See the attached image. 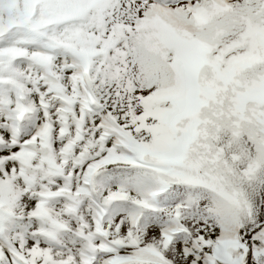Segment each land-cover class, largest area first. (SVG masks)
<instances>
[{
	"label": "snow or ice",
	"instance_id": "snow-or-ice-1",
	"mask_svg": "<svg viewBox=\"0 0 264 264\" xmlns=\"http://www.w3.org/2000/svg\"><path fill=\"white\" fill-rule=\"evenodd\" d=\"M0 264H264V0H0Z\"/></svg>",
	"mask_w": 264,
	"mask_h": 264
}]
</instances>
